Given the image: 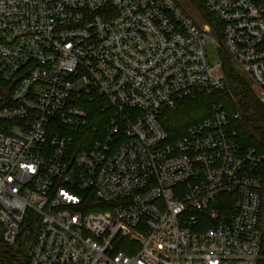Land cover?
Segmentation results:
<instances>
[{
    "label": "built area",
    "instance_id": "2783aa9c",
    "mask_svg": "<svg viewBox=\"0 0 264 264\" xmlns=\"http://www.w3.org/2000/svg\"><path fill=\"white\" fill-rule=\"evenodd\" d=\"M203 2L220 39L179 0H0V228L38 217L31 264H259L264 150L223 106L162 122L227 89L211 43L264 103V0Z\"/></svg>",
    "mask_w": 264,
    "mask_h": 264
},
{
    "label": "trees",
    "instance_id": "16d2710c",
    "mask_svg": "<svg viewBox=\"0 0 264 264\" xmlns=\"http://www.w3.org/2000/svg\"><path fill=\"white\" fill-rule=\"evenodd\" d=\"M183 8L197 12L220 39V23L207 10L203 0H184ZM220 58L227 89L209 96L200 95L186 99L178 103L175 109L166 110L162 118L164 127L173 138L183 136L190 127L210 117L214 105L223 106L230 117V128L237 133L240 143L247 148L264 150V104L254 94L252 82L243 75L242 70L223 49L220 50ZM237 115L238 118H235ZM39 227L38 217H28L13 246L4 243L0 228V264H31L30 253ZM259 228L263 233L262 258L259 264H264V192Z\"/></svg>",
    "mask_w": 264,
    "mask_h": 264
},
{
    "label": "rangeland",
    "instance_id": "374dc122",
    "mask_svg": "<svg viewBox=\"0 0 264 264\" xmlns=\"http://www.w3.org/2000/svg\"><path fill=\"white\" fill-rule=\"evenodd\" d=\"M181 2L182 5H184V0H179ZM189 13H191L192 17L200 24L203 25L205 24V22L203 21V19L198 16L197 12H193L190 8L187 9ZM208 56H209V60L211 61V63L213 64H217L219 63L221 60L220 58V52L216 49V45L214 43H211L208 45ZM248 80H250L252 82V89L254 94L256 95V97L259 99L261 97V93L260 91L257 89L256 85L254 84V82L252 81V79H250L247 75L243 74ZM264 104V103H263ZM214 106H218V105H214ZM213 106V107H214Z\"/></svg>",
    "mask_w": 264,
    "mask_h": 264
}]
</instances>
